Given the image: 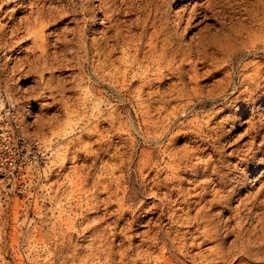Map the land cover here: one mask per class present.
<instances>
[{"label":"rangeland","instance_id":"374dc122","mask_svg":"<svg viewBox=\"0 0 264 264\" xmlns=\"http://www.w3.org/2000/svg\"><path fill=\"white\" fill-rule=\"evenodd\" d=\"M111 1L115 4L112 7L114 19L110 23L117 22L121 29L126 17L124 12L126 3L124 0ZM162 1L130 0L132 11L127 18L134 20L140 12L139 8L141 10L144 8L145 11L147 8L155 7L162 12L165 11L164 13L171 16V19L173 14L181 12L184 6L191 7L194 2H202V0H169V3L163 4ZM97 4L98 0H88V2L0 0V113L9 106L12 107L19 123L20 135L25 140H31L30 147L37 152V155L32 153L33 162L25 168V177L23 176L20 181L25 182V185H21L22 187H19L20 182L12 172L10 175L13 176V180L4 183L5 179L0 168V264L44 262L70 264L69 256L74 252L75 247L77 249V246H82L81 250H84L86 248L83 245L89 241L88 233L80 230L82 227L77 228V224L70 235H67L65 239L61 238L58 236V226L53 224V218L60 217L66 220L68 215L72 217L68 210L69 204L76 199L75 187L72 184L75 183L74 180L76 181L75 171L80 167L85 173L86 166L91 161L82 158L73 160L71 156L77 153L76 150H80L78 154H83L80 147L83 143H76L80 136V127L90 128L88 123L94 121L88 110L90 106L88 93H90L92 82L97 79L92 74L91 65L86 60L87 56L83 57L81 54V38H85L87 46L90 47L91 38L96 41L103 36L101 32L105 30L104 27L108 25V22L103 19V13L101 9H97ZM54 7L59 9L52 15L49 14V10ZM257 8H260V0H222L215 5L213 12L205 17L199 14L192 15L188 24H183L180 28L179 41L183 45L191 43L192 46L193 53L190 54L188 62L192 65L196 62L194 68H200L197 79L205 93L203 96H197L196 103H206L207 110L215 102L216 110H222L216 116L212 114L207 116L205 112L202 118L198 115L188 117V121L197 120L195 129L198 132L196 137L193 134L179 138L175 144L173 143V150L185 147L191 152L189 158L181 163L177 179L169 180L171 175L163 171L166 169L164 165L167 167L165 162L157 167L162 169L159 173L160 179L164 178L166 185H169L167 187L174 189L172 196H169L170 200L176 197L175 199L179 201L173 202L172 206L176 207V212L173 211L174 218L171 217L170 220L166 217L167 214L160 215L157 198L144 195L146 202L145 204L143 202L144 198L140 195L143 188L136 171L137 154H139L143 138L134 131L141 119L135 116L132 105L134 100L113 93L118 104L124 105L121 110L123 115L126 116L127 111L131 112L128 118L124 119L122 116V119L126 120L127 127L133 126L130 128L138 140L134 146L133 162L129 170L130 187L133 192L136 191L132 194L131 201L136 202L137 207L120 221L119 214L115 211L116 205H112L105 217L107 222L116 221L118 218L117 223H124L123 226L126 227L124 241L126 242L123 241V243L132 244H130L131 252L135 249L132 247L137 245L139 249L152 246V256H158L160 250L156 242L166 237L164 231L170 226L168 227L169 238L174 245L180 246L182 243L186 245L184 264H264V165L259 163L264 158V142L259 137L253 139L256 134H264V88H260L255 95L250 91L240 95L235 101L232 100L234 97L232 91L235 87L245 89L243 86L240 87L242 77L250 75L256 61L261 57L264 58V40L256 41L253 35H258V31L264 28V24L260 25V16L255 14ZM84 9L87 11L84 12ZM36 10H39V13L35 12ZM39 22L44 25L42 32L37 26ZM13 25L16 33L10 34ZM10 35L17 36L11 38ZM56 37L58 38L55 39ZM200 37L206 38L204 41L209 46L207 53L212 56L206 60L202 57V53L195 49L196 41ZM253 40L257 42L254 45ZM40 41L41 44H39ZM216 44L223 49H219ZM41 45H45V50L42 51L48 54L45 62L37 60ZM229 48L235 49V53L231 56V60L227 61ZM215 50L219 52L216 53ZM212 51L215 54L212 55ZM186 63L185 69H189L192 65L189 66ZM243 64L246 66L245 69ZM217 71L220 72L217 73ZM223 76L227 80L225 91L218 94V97H208L206 92L212 87L216 88L217 81ZM188 81V75L184 76V82L187 84ZM228 81H230L229 84ZM248 94L253 96L249 98ZM228 100L232 101L228 102ZM182 119V117L175 118L172 123L179 124V120ZM117 125L116 123L112 125L108 138H104L111 144L108 154H111L119 141ZM99 127L102 130L107 128L108 124L103 122ZM190 128L194 129V127ZM173 129L175 130V125L172 126ZM63 132L66 134L64 135ZM102 134L106 132L102 130ZM126 136L124 135L125 138ZM95 139L97 137L92 138V140ZM81 141L86 142L83 137ZM163 141L167 142V139L164 138ZM14 147L17 155L26 153L23 141L18 140ZM95 147L99 148V145H94L93 150L97 149ZM108 154L105 157L108 158ZM155 154L159 155L158 159H161L157 150ZM63 156L64 158L60 161ZM112 162H116L115 159H112ZM193 165L196 167L194 168ZM167 171L169 172L168 168ZM152 174L153 172L150 177ZM12 183L15 187H12ZM166 185L159 188L160 191L158 190L163 198L167 196V190H164L167 189ZM213 190L217 193L215 194ZM135 194L137 196H134ZM34 195L38 198L41 207H39L41 210L39 213L31 208ZM53 195L55 198L51 200ZM185 205L188 206L187 209L184 208ZM196 215L197 217L204 215L201 219L209 224L205 227H203L204 224L193 225ZM211 227L214 231L207 230ZM36 229L41 230L48 239L46 245L34 241L38 235ZM184 233H186L185 236ZM66 240L69 241V245L64 248L62 243L66 244ZM167 243L169 247V241ZM225 252H228L229 256L221 260L223 263L221 261L215 263V257Z\"/></svg>","mask_w":264,"mask_h":264},{"label":"bare ground","instance_id":"6f19581e","mask_svg":"<svg viewBox=\"0 0 264 264\" xmlns=\"http://www.w3.org/2000/svg\"><path fill=\"white\" fill-rule=\"evenodd\" d=\"M70 1L73 2V0ZM109 1L111 2V4H107ZM220 1L222 0L219 1L202 0L201 3L194 2L191 7L186 5L184 6L183 10H181V12H176L173 14V18H171L172 20L170 19L171 16H168L167 14L164 13L165 11L162 12L158 8L155 7L154 9L147 8V10L145 11L144 8H142V10L141 8H139L138 10H140V12L138 11L139 13L137 14L136 18L134 20H130L127 17H129V15L131 14L132 7H130V4L132 3H130V0H124V3H126V7L124 11L126 17L123 22V26L120 29L118 27L117 22L114 21V23H110L114 19L113 18L114 15L112 14V7L115 4V2H112L111 0H98V4L96 5V7L97 9H101V13H103V19H106L108 25L104 27L105 28L104 31L102 30L103 32H101V35L103 36L99 38V40L96 39L95 41L91 38L90 47L87 46L86 39L83 37L81 38V42H82L81 54H83V57L87 56L86 60L91 65L92 74L97 79L92 82L90 91L88 90L90 93L87 92L88 94H90L89 96L90 106L88 110L91 112L94 121L88 123V125H90V128L87 127L88 129L80 127V132H79L80 136L79 138H77L76 143L77 144L83 143L82 146H80L81 150L83 151L82 152L83 154L81 153L78 154L80 150H76L77 153L75 152V155L71 156V159L73 160H78L79 158H82L83 160L89 159L91 161L86 166L87 170L85 173H83L80 167H79L80 170L78 169L79 171L78 170L75 171L76 181L74 180L75 183L72 184H74L75 187L74 192L76 193L75 195L76 199L74 202H71L69 204V210H68V212L72 214V217L68 215L66 220L60 219V217L57 218L52 217L54 219L53 220L54 226L55 225L58 226V236H60L63 239H65L67 235L71 234V230L75 228L76 224H77V228L82 227L80 230L88 233L87 237H89L88 238L89 241L88 243L83 245V247H85L86 249L81 250L82 246H77V249L75 247L74 252H72L71 250L72 253L69 256L70 264H150L152 261L153 263L151 264H184L185 262L184 259L186 256V251H185L186 245L185 243H182L180 246L174 245L172 239L169 238L170 234L168 227L170 226H168L167 229L164 231L166 237H162L160 238L159 242H156L157 244H159L160 254L158 253L159 254L158 256L153 257L152 256L153 251H151L152 246H146V247L144 246L145 248L139 249L138 248L139 245H137L136 247H132L135 248L133 249L134 251L132 252L130 251L132 250L130 249V246L132 244L130 243L131 245L130 244L125 245L123 243L126 237L125 236L126 227H124L125 225L123 226L124 223L121 224L119 222L117 223L118 218L116 219V221L113 222L106 221L105 215L106 214L108 215L109 212L107 213V211L112 205L114 206L116 205L115 211L119 214L120 221L123 220V217L125 215L127 214L129 215L130 211L131 212L135 211L137 207L135 206L136 202L131 201L132 194L136 191L133 192L131 190L129 170H130V164L131 162H133L132 158H133L134 146L138 140L136 139L135 135H133L132 128H130L133 126L128 125L127 127L126 120L122 119L123 118L122 116L124 115L121 112V110L124 108V105L122 103L118 104V102L113 97V93L122 96H127L132 100H134L133 101L134 103L132 105L134 108L135 116L140 117L141 119V121L138 122L137 127L134 129V131L136 133H139L143 138V143H141L139 147L140 150H139V154H137L138 159L136 161V171L140 176L141 186L143 188L142 191L140 192V195H142L143 198L145 197L144 195H147L152 198L153 197L157 198L159 200L158 207L161 212L160 215L167 214L166 217L170 220L171 217L174 218L175 213L173 211L176 212L175 209L176 207L172 206L173 202L177 203L179 201L178 199H175L176 197L175 198L173 197L174 199L170 200L169 196H172L171 193H173L174 189L171 188V185H170L171 189L167 187L168 184L166 185L164 178L160 179L161 175L159 173L162 169L157 167L159 166L160 163L165 162L167 167L164 165L166 169H164L163 171L171 175V178L170 179L168 178L169 180H172L173 178L175 179L181 170L179 168L180 166H182L181 163L183 162V160L186 161L189 158L191 152L189 149L185 147L178 150H173V143L175 144V142L179 138L189 137L193 134H195L196 137L197 135L196 132H198L195 129V123L197 122V120L194 121L190 120L191 123L194 125L189 126V124L191 123L190 121H188V117L190 115L193 116L198 115L202 118L205 112H206L205 115L207 116L211 114L212 116H216L222 110V109L216 110L215 102L212 103L210 105V109L207 110L205 109L207 108L206 103H201V102L196 103L197 96H203V93H205L203 89L200 87L197 79L198 70H200V68H194V66H196V62L195 63L193 62L194 63L193 65L189 64L188 61L190 58V54L193 53V51L191 50L192 46L191 43L185 45L181 44V42L179 41V37L181 36L180 28L183 24L185 25L188 24L190 20V16L192 15L195 16L199 14L205 17L207 14L213 12L215 5ZM81 2H88V0H81ZM162 3L163 4L169 3V0H163ZM58 9L59 8L57 7L52 8L51 10H49V14L52 15ZM86 11L87 10L84 9V12ZM35 12L39 13V10H36ZM255 14L260 16L259 18L260 25L264 24V0H260V8H257V10H255ZM38 17H40V15ZM119 22H121V20ZM37 26L39 27L38 28L39 31L41 30L42 32L44 28L43 23L39 22L37 23ZM12 27L13 30H10V34H13V32L16 33V28L14 27V25ZM258 32H259L258 35L253 34L255 37L254 40L256 41L264 40V28ZM16 36L17 35H10L11 38ZM57 38L58 37H56L55 39ZM204 40H206L205 37L198 38L196 41L197 43L195 44L196 45L195 49L197 51H200L202 53V57L204 58V60H206V58L212 56L207 53V47L209 46L207 45V42ZM254 40H253V45L257 43ZM41 41L44 42L42 39ZM41 41L39 44H41ZM216 46L219 49H223L221 46H218V44H216ZM44 48L45 45H41L40 48L41 52L39 56L37 55L39 57L37 60H41L43 62H45L48 58L47 52L42 51L45 50ZM229 49L230 50H228V54L226 58L227 61L231 60V56L235 53V49L232 50L231 48ZM215 52L217 53L219 51L215 50ZM213 54L215 53L212 51V55ZM257 57L260 58L261 56H257ZM261 58L260 60L256 61L255 66L253 67V72L251 71L252 73L250 75L242 77L240 81V87L243 86L245 87V89L244 88L236 89V87L234 88V90L232 91V94L234 96L232 100L235 101L237 98H239L240 95L244 93H248L250 91H252L253 95H255L258 91H260V88H264V60L262 61V59L264 58L262 59ZM55 59H57V57H55ZM186 61L188 63H186ZM185 63L188 64L189 66L190 65L192 66H190L189 69H185ZM174 64L176 66H174ZM244 67H246L245 64H243V69H245ZM219 72L220 71H217V73ZM186 75H188L189 78L187 84L185 83L187 79L184 82V76ZM229 82L230 81H228V84ZM217 83L218 84L216 88L212 87L206 92V95H208V97L214 98L218 94L225 91V88L227 86V80L225 79V77L223 76L222 79L217 81ZM261 83L262 86H260ZM248 95L249 98L253 96L251 94ZM232 100H228V102ZM120 102H122V100ZM86 103H88V101H86ZM82 110L84 109L82 108ZM130 113L131 112L127 111L126 112L127 115L124 116V119L125 117L128 118L130 116ZM181 117L183 119L179 120V124L172 123L175 118L179 119ZM192 119H194V117ZM79 120H81V118ZM103 122H107L108 124L107 128L102 129L106 132V134L104 135L102 134V130L99 127V125ZM115 123L118 124L117 126H119L117 130L119 141L114 146L111 154H108L111 144L108 143L106 140H104V138L107 137L108 133L112 131L111 126L114 125ZM174 125H175V130L174 129L172 130V126ZM190 127H194V129ZM71 131L72 130L70 129L69 132ZM65 134L66 133H64V135ZM124 135H127L126 138L124 137ZM82 137L83 140L84 139L86 140V142L84 141L80 142V139H82ZM93 137H97V139L92 140ZM256 137H259L261 141L264 142V134H256L253 137V139H255ZM164 138L167 139V142L163 141ZM55 141H57L56 138ZM96 144L99 145V148L95 147L97 149L93 150L92 147ZM102 146H104V148H101ZM156 150L161 155V159H158L159 155L155 154ZM199 153L202 152L199 151ZM107 154H108V158L105 157L107 156ZM62 158H64V156L61 157L60 161H62ZM112 159H115L116 162H112ZM165 159H167V161H165ZM9 161H13V158H11V156L8 153H4L0 151V168H1V174L4 173V177H5L4 183L9 181L8 176L11 174V168L9 166H12V164H10ZM259 163H262L264 165V158H262ZM185 166H187V164H185ZM195 167L196 165L194 166V168ZM167 168L169 172L167 171ZM151 172H153V174L150 177ZM71 181L73 182V180ZM211 182L213 183V180ZM165 185L167 189L165 188L164 190H167V196L163 198L162 196L159 195L158 190L159 188H161L162 186L164 187ZM12 187H15L13 186V183H12ZM213 191L215 194L217 193L216 190ZM161 192L160 194H162ZM134 196L137 195L135 194ZM32 197H33L32 201L30 200L32 202L31 208L36 213H39L41 211L40 210L41 207L39 206L38 198L35 195ZM53 198H55L54 195L51 198V200H53ZM143 202L145 204L146 202L145 198ZM59 203L60 202H58L57 204ZM178 207L179 206H177V208ZM187 207L188 206L185 205L184 208L187 209ZM197 216L198 215H196V217ZM203 216L204 215L195 218L193 225L200 226L204 224L203 227L207 226L209 223H205V221L201 219V217ZM182 217L184 218V216ZM132 219H134V217ZM153 223L155 222L153 221ZM185 226H187V224ZM36 230L38 235L37 237L34 238V241L41 243V245H46L47 244L46 241L48 239L42 233L41 230L38 229ZM207 230H213V228L211 227L208 228ZM131 231L132 230H130V232ZM82 233L83 232H81V234ZM185 235L186 233H184V236ZM55 236L58 237L57 235ZM166 240L169 241L170 248L167 247L168 241ZM177 241L178 240H176V242ZM62 244H63L62 246L66 248L69 245V241H67L66 244L64 243ZM228 254H229L228 252L218 254V256L215 257L216 260L215 263L227 258L229 256ZM40 264H47V263L44 262Z\"/></svg>","mask_w":264,"mask_h":264},{"label":"built area","instance_id":"2783aa9c","mask_svg":"<svg viewBox=\"0 0 264 264\" xmlns=\"http://www.w3.org/2000/svg\"><path fill=\"white\" fill-rule=\"evenodd\" d=\"M20 140L23 141V147L26 151L25 154L19 156L15 151V143ZM32 141L29 139H24L19 133V123L14 114L12 107H8L3 112L0 113V151L8 153L13 161H9L12 166L11 172L13 176L15 175L17 181H21L22 177L25 175V168L33 162V152L37 155L35 150H32L30 145ZM20 167V168H18ZM3 177H4V173ZM13 176L9 175V180H13ZM5 178V177H4ZM19 187L25 182L18 183ZM22 187V186H21ZM25 188V186H24Z\"/></svg>","mask_w":264,"mask_h":264}]
</instances>
